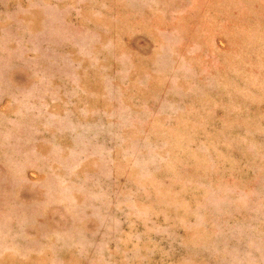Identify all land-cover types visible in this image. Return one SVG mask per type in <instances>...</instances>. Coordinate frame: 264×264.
<instances>
[{"label":"rangeland","instance_id":"1","mask_svg":"<svg viewBox=\"0 0 264 264\" xmlns=\"http://www.w3.org/2000/svg\"><path fill=\"white\" fill-rule=\"evenodd\" d=\"M0 264H264V0H0Z\"/></svg>","mask_w":264,"mask_h":264}]
</instances>
